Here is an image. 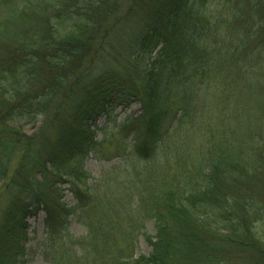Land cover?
Listing matches in <instances>:
<instances>
[{"label": "trees", "instance_id": "trees-1", "mask_svg": "<svg viewBox=\"0 0 264 264\" xmlns=\"http://www.w3.org/2000/svg\"><path fill=\"white\" fill-rule=\"evenodd\" d=\"M135 101L120 131L144 166L199 145L145 182L141 215L83 168L98 115ZM38 211L52 264H264V0H0V264H23Z\"/></svg>", "mask_w": 264, "mask_h": 264}, {"label": "rangeland", "instance_id": "rangeland-1", "mask_svg": "<svg viewBox=\"0 0 264 264\" xmlns=\"http://www.w3.org/2000/svg\"><path fill=\"white\" fill-rule=\"evenodd\" d=\"M139 113L140 104L136 101L126 106L117 105L111 110L100 113L92 127L98 146L96 150L89 152L84 158L83 168L89 174L87 183L94 185L96 191L99 190L104 204L124 213H128L130 210L132 212L133 209L131 208H137L139 215H141L142 211L138 207L140 199L143 200V197L147 196V192L141 190L145 182L147 184L152 182L151 180L154 177V183H158L157 179L163 178V175L171 169L181 171V164L190 158L193 151L199 148V145L190 141L185 142L183 147L176 142L171 143L164 150L165 154L162 159H154L147 167L144 166L142 160L130 154L123 146L125 139L128 141L131 138L128 132L120 131L121 125L127 118H135ZM203 115L204 119L199 125L207 128L205 118L212 116V112L207 105ZM40 127L41 119H38L33 125H26L24 132L28 135L37 134ZM55 128V126L50 128L49 133L51 131L53 134ZM63 202L70 208L76 204L74 197L67 191L63 194ZM130 203L131 205H129ZM129 215L135 218V212ZM43 218V211H38L35 216L27 218L23 264H52L51 255H49L44 244L46 235ZM138 225L136 221H131L124 226L130 228L134 226L135 228ZM142 227L143 232L150 236L154 235L155 229L152 221L145 220L142 222ZM69 231L74 236L84 234V225L78 223L73 215L70 218ZM134 234L138 236L135 256L147 255L150 247L143 236L138 235L136 231H134Z\"/></svg>", "mask_w": 264, "mask_h": 264}]
</instances>
